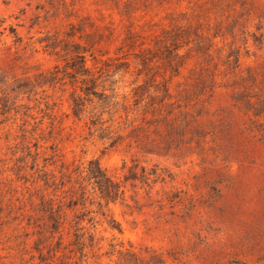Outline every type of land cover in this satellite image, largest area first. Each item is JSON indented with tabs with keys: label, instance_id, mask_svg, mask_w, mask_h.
<instances>
[{
	"label": "rangeland",
	"instance_id": "obj_1",
	"mask_svg": "<svg viewBox=\"0 0 264 264\" xmlns=\"http://www.w3.org/2000/svg\"><path fill=\"white\" fill-rule=\"evenodd\" d=\"M0 264H264V0H0Z\"/></svg>",
	"mask_w": 264,
	"mask_h": 264
},
{
	"label": "trees",
	"instance_id": "obj_2",
	"mask_svg": "<svg viewBox=\"0 0 264 264\" xmlns=\"http://www.w3.org/2000/svg\"><path fill=\"white\" fill-rule=\"evenodd\" d=\"M151 174L155 176V179L160 178V175L156 174L155 171H152L151 173H143L141 178L144 181H147L149 179V175ZM89 178L94 179V182L99 189L100 196L103 199H113L116 195H118L119 186L116 183H113L109 178L105 177V175L101 173L100 170L89 171ZM132 178H136L134 174L132 175ZM161 180L163 179L161 178Z\"/></svg>",
	"mask_w": 264,
	"mask_h": 264
}]
</instances>
